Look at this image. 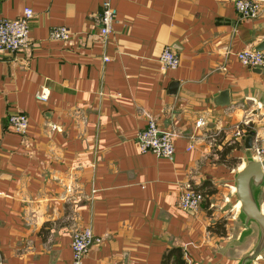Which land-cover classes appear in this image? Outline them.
Wrapping results in <instances>:
<instances>
[{"label": "crops", "instance_id": "1", "mask_svg": "<svg viewBox=\"0 0 264 264\" xmlns=\"http://www.w3.org/2000/svg\"><path fill=\"white\" fill-rule=\"evenodd\" d=\"M103 1L0 0V20L36 13L33 45L0 52V264H73L86 228L103 241L83 264H264L250 258L260 229L234 186L248 153L237 126L264 115V70L237 53L264 43V17H241L235 0H113L102 42ZM54 26L74 41L52 40ZM168 46L176 69L160 62ZM18 110L28 142L9 125ZM148 114L179 134L174 160L140 151ZM189 185L210 192L197 213L179 205ZM219 204L235 220L221 222Z\"/></svg>", "mask_w": 264, "mask_h": 264}, {"label": "built area", "instance_id": "2", "mask_svg": "<svg viewBox=\"0 0 264 264\" xmlns=\"http://www.w3.org/2000/svg\"><path fill=\"white\" fill-rule=\"evenodd\" d=\"M236 10L243 18L259 19L264 17V0H235ZM36 17V13L31 7L24 9L22 16L16 19L0 20V52L18 53L33 45L30 36V24ZM99 23V40L106 42L108 36L113 32V27L118 18V9L114 6L113 0H104L101 12L95 16ZM76 35L67 26H54L50 30V38L55 41L70 43L74 41ZM238 60L251 68H261L264 70V50L247 48L237 53ZM109 61V57H105ZM160 62L165 69H176L181 63L180 56L171 47H166L160 56ZM40 101L48 99V93L44 89L36 95ZM148 125L138 133L137 139L142 153L151 152L156 156L174 160L176 156L175 141L179 134L174 131L163 130L159 127L156 119L150 114ZM9 125L20 134L24 141L28 142L27 136L30 127L29 117L24 111H16L8 116ZM250 121L242 126H237L236 136L240 140L246 137V130ZM264 141V134L254 135L253 150L255 157L261 158L264 155V148L260 142ZM263 144V143H262ZM264 145V144H263ZM204 201V196L191 185L184 189L180 197V207L192 213H197ZM101 237L95 236L91 228L77 229L73 234L72 249L74 254L73 264H83L84 256L93 244H100Z\"/></svg>", "mask_w": 264, "mask_h": 264}, {"label": "water", "instance_id": "3", "mask_svg": "<svg viewBox=\"0 0 264 264\" xmlns=\"http://www.w3.org/2000/svg\"><path fill=\"white\" fill-rule=\"evenodd\" d=\"M255 50H264V43L260 44ZM255 69L262 71L260 68ZM227 94V91L222 94V100L219 102L221 105L230 103ZM260 105L263 110L264 101H260ZM255 134V131H250L245 138L244 146L248 151L253 148ZM251 157L246 159L245 165L238 172L234 186L241 212L248 222L256 223L260 229L258 242L250 254V258L254 260L264 253V209L258 199V192L264 186V158L260 160L254 154Z\"/></svg>", "mask_w": 264, "mask_h": 264}, {"label": "rangeland", "instance_id": "4", "mask_svg": "<svg viewBox=\"0 0 264 264\" xmlns=\"http://www.w3.org/2000/svg\"><path fill=\"white\" fill-rule=\"evenodd\" d=\"M247 119H250L251 120V122L249 123L248 126L251 127L252 129L251 130H246V133H247L246 134V137H247V135H248V133L250 131H255L256 132V135H257V133H259L260 135H263L264 134V115L263 116H257L255 113H252L251 112V113H249V116H248ZM243 141L245 143V139ZM262 143L264 144V141ZM262 143L260 142L259 145L264 148V145ZM247 152L248 153L246 154V159L247 158H250L251 155H253V154L255 155L253 148L250 151L247 150ZM263 158H264V155H263V157L261 159H263ZM223 200H226V194H225V192L222 193V201ZM228 200H229V198L227 199V201ZM203 203H204V201H203ZM232 204H234V203H232ZM232 206L234 207V205H232ZM262 207L264 208V206H262ZM219 209L221 210V213H220V215H221V217H220L221 222H228V221H231V220H235V217L234 216H235V213H236L237 209H234V208L231 207L230 209L224 210V205H222V204H219ZM237 230H238L237 228H234L233 234H235L237 232Z\"/></svg>", "mask_w": 264, "mask_h": 264}, {"label": "trees", "instance_id": "5", "mask_svg": "<svg viewBox=\"0 0 264 264\" xmlns=\"http://www.w3.org/2000/svg\"><path fill=\"white\" fill-rule=\"evenodd\" d=\"M233 147H234V145H233ZM232 147V148H233ZM197 191H200L202 194H203V196H204V200H205V198L207 197V194L208 193H210V192H206V191H204V190H202V189H199V188H195ZM176 263L177 264H186V262L184 261V260H182V258H181V256H176Z\"/></svg>", "mask_w": 264, "mask_h": 264}, {"label": "bare ground", "instance_id": "6", "mask_svg": "<svg viewBox=\"0 0 264 264\" xmlns=\"http://www.w3.org/2000/svg\"><path fill=\"white\" fill-rule=\"evenodd\" d=\"M234 190V189H233ZM239 205H240V203H239ZM238 207V206H237Z\"/></svg>", "mask_w": 264, "mask_h": 264}]
</instances>
